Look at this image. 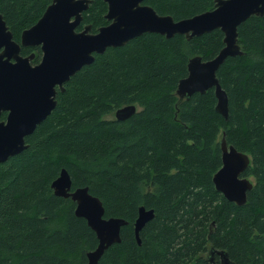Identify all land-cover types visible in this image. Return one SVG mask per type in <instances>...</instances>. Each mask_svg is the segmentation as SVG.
Segmentation results:
<instances>
[{
	"label": "trees",
	"instance_id": "trees-1",
	"mask_svg": "<svg viewBox=\"0 0 264 264\" xmlns=\"http://www.w3.org/2000/svg\"><path fill=\"white\" fill-rule=\"evenodd\" d=\"M53 0H0L14 38L33 26ZM176 20L214 8L216 0H147ZM108 5L93 0L80 28L109 23ZM243 53L229 56L218 77L229 97L230 117L216 110L214 88L178 102L176 90L193 56L215 57L225 46L220 29L194 36L146 32L123 46L95 54L58 88L57 104L26 137L28 147L0 163V264H87L99 243L71 197L56 195L62 168L73 189L89 186L106 216L128 221L121 241L97 264H214L212 249L236 264H264V15L238 27ZM25 55L40 46L23 47ZM135 104L126 119L108 118ZM251 157L243 176L254 177L244 205L217 190L220 141ZM155 217L135 234L139 207ZM215 262L220 255L215 252Z\"/></svg>",
	"mask_w": 264,
	"mask_h": 264
},
{
	"label": "water",
	"instance_id": "water-1",
	"mask_svg": "<svg viewBox=\"0 0 264 264\" xmlns=\"http://www.w3.org/2000/svg\"><path fill=\"white\" fill-rule=\"evenodd\" d=\"M92 1L53 0L42 17L22 32L20 42L0 13V163L28 147L26 137L55 108L58 88L63 91L72 76L95 60V54L105 52L108 47L123 46L146 32L168 38L182 34L188 39L217 28L224 32L225 46L215 57L205 60L196 55L190 59L188 75L180 80L176 95L178 105L197 92L214 88L216 110L229 119L228 93L217 73L229 56L243 53L238 27L252 15H264V0H216L214 9L179 20L169 14H159L152 6L142 4L144 0H104L108 4L106 18L110 23L95 33L91 24L78 30L83 13ZM23 46H40L41 61L33 64L35 54L24 56ZM3 111L8 112L5 120L1 118ZM136 111L135 104H128L117 109L115 117L123 120ZM220 145L223 164L213 181L228 200L244 205L254 186L250 177L243 176L251 165V157L230 144L225 133ZM52 188L56 195L71 197L76 202V215L85 218L96 232L99 243L88 252L87 264H97L107 248L121 241L122 227L128 221L119 216L107 217L102 199L91 193L89 186L73 189L72 176L65 167L52 182ZM154 217L153 208L139 207L135 221L139 243L141 230ZM215 252L221 258L217 264H236L227 251L215 249L209 255L212 263L216 264Z\"/></svg>",
	"mask_w": 264,
	"mask_h": 264
},
{
	"label": "flooded vegetation",
	"instance_id": "flooded-vegetation-1",
	"mask_svg": "<svg viewBox=\"0 0 264 264\" xmlns=\"http://www.w3.org/2000/svg\"><path fill=\"white\" fill-rule=\"evenodd\" d=\"M147 0H144L143 2H142V4H147V5H150V4H148L147 2H146ZM107 3V2H106ZM216 4V3H215ZM108 5V4H107ZM150 6H152V5H150ZM153 7V6H152ZM154 8V7H153ZM214 8H215V6H214ZM214 8H212V9H214ZM155 9V8H154ZM156 10V9H155ZM209 10H211V9H209ZM157 11V10H156ZM160 14V13H159ZM84 18V17H83ZM108 20V19H107ZM109 21V20H108ZM82 22H83V20H82ZM82 22L80 23V25L78 26V30H83L84 29V27L86 26H84L83 28H80V26H81V24H82ZM109 23H110V21H109ZM108 23V24H109ZM107 25V24H106ZM92 32H94L93 30H92ZM95 32H98V31H95ZM94 32V33H95ZM20 41H21V39H20ZM19 41V42H20ZM23 47H37V46H23ZM22 47V48H23ZM21 53H22V50H21ZM23 54V53H22ZM24 56H27V55H25V54H23ZM33 64H36V63H34V62H32ZM7 115H8V112L7 111H3L2 112V115H1V118L3 119V120H5L6 118H7ZM210 255V254H209ZM221 262V261H220ZM217 264V263H216Z\"/></svg>",
	"mask_w": 264,
	"mask_h": 264
},
{
	"label": "rangeland",
	"instance_id": "rangeland-1",
	"mask_svg": "<svg viewBox=\"0 0 264 264\" xmlns=\"http://www.w3.org/2000/svg\"><path fill=\"white\" fill-rule=\"evenodd\" d=\"M115 117V113L114 114H112V115H109L108 116V118H114ZM250 179L253 181V182H255V178L252 176V177H250Z\"/></svg>",
	"mask_w": 264,
	"mask_h": 264
}]
</instances>
